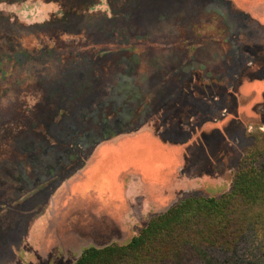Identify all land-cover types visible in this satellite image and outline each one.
I'll list each match as a JSON object with an SVG mask.
<instances>
[{
    "label": "rangeland",
    "instance_id": "1",
    "mask_svg": "<svg viewBox=\"0 0 264 264\" xmlns=\"http://www.w3.org/2000/svg\"><path fill=\"white\" fill-rule=\"evenodd\" d=\"M234 1L0 0V264L125 243L135 191L162 212L264 163V0Z\"/></svg>",
    "mask_w": 264,
    "mask_h": 264
},
{
    "label": "trees",
    "instance_id": "2",
    "mask_svg": "<svg viewBox=\"0 0 264 264\" xmlns=\"http://www.w3.org/2000/svg\"><path fill=\"white\" fill-rule=\"evenodd\" d=\"M69 264H264V163L240 169L220 196L187 194L125 243L86 247Z\"/></svg>",
    "mask_w": 264,
    "mask_h": 264
},
{
    "label": "crops",
    "instance_id": "3",
    "mask_svg": "<svg viewBox=\"0 0 264 264\" xmlns=\"http://www.w3.org/2000/svg\"><path fill=\"white\" fill-rule=\"evenodd\" d=\"M235 4H236V2H235ZM241 10L245 11L246 13L251 15L250 12L243 10V9H241ZM253 18L258 23L264 24V20H262L261 18L260 19L262 20V22L259 21L255 17H253ZM145 185H146V183L144 184V186ZM168 190H171V188L169 187ZM139 193L140 192H138V190H137L133 194L129 195V198H128V196L126 197L128 199V208L122 214V216H121L122 222L119 224V230L126 232L125 233V235H126L125 240H128L130 238V236L133 235V234L132 235L129 234V232L131 230L132 231L138 230L141 227V221H143V220H144V222L147 221L149 214L161 212L162 207L158 206L159 202L157 200L149 199L150 200L149 201V200H147L148 197L146 195H143V194L140 195ZM157 193H158V191H157Z\"/></svg>",
    "mask_w": 264,
    "mask_h": 264
}]
</instances>
